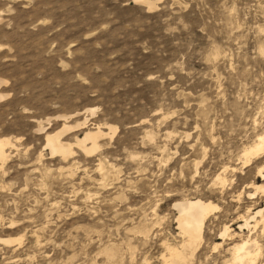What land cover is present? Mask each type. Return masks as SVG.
Returning a JSON list of instances; mask_svg holds the SVG:
<instances>
[{
    "label": "rangeland",
    "instance_id": "1",
    "mask_svg": "<svg viewBox=\"0 0 264 264\" xmlns=\"http://www.w3.org/2000/svg\"><path fill=\"white\" fill-rule=\"evenodd\" d=\"M152 1L0 0V264H234L245 240L264 263V156L243 158L264 132V0ZM194 198L218 206L197 246L175 208Z\"/></svg>",
    "mask_w": 264,
    "mask_h": 264
},
{
    "label": "bare ground",
    "instance_id": "2",
    "mask_svg": "<svg viewBox=\"0 0 264 264\" xmlns=\"http://www.w3.org/2000/svg\"><path fill=\"white\" fill-rule=\"evenodd\" d=\"M137 1L144 3L145 5H147V7L149 9H153L155 7V2H153L152 0H137ZM1 81H3V80L0 79V82ZM2 96L4 98V94L0 93V99ZM94 110L92 112H95ZM85 123H86V121L82 124H77L76 126H70L67 124V122H65L64 126L61 130L54 132V133H48L47 137H46V146L49 147V149L51 150V153H59L65 159H67L69 157V155H72L73 152H72L71 144L68 142H64L61 139V136L65 131H69L73 127L77 128L79 125H83ZM108 128L112 132V135H113V132H115L116 128H118V127L114 126V125H109ZM41 129L43 130L44 128L42 126H40V130ZM102 129L103 128L101 126H97V127L93 128V130H88L85 133L84 137H77L76 138V145L80 146L86 153H91V152L95 151L98 148V142H97L98 138L105 135V133ZM88 142L92 143L91 147L87 146ZM10 144H11V142L8 138H0V164H3L6 161V159L8 157V154L6 152V146H8ZM258 155L264 156V132L258 136L257 140L252 145L245 147V149L243 151V158L245 159V163L249 162L253 157H256ZM98 169H100V170L103 169L102 164H100L98 166ZM102 174L103 173H101V175ZM258 177H260V178L262 177L261 179L264 180V163H263L262 167L259 169ZM218 180L222 181L223 183L225 182V178H223L221 175L218 176ZM253 186H256V185H253ZM260 188L262 190H264V185H262V186L257 185L256 186L257 191ZM256 193H251L250 195L255 196ZM251 197L252 196H250V198ZM217 207L218 206L216 204H214L212 201L203 200L201 198L184 199V200L179 201L175 204V208L178 211V218H176V219L179 223L180 230L187 237V241H188V242H186L187 244L192 245L193 243H196V246H197V242H199V240L202 238V235L204 234L205 221H207L206 219H207L208 215L213 210H215ZM258 216H260V220L255 223L256 224L255 226H257L258 224L259 225L263 224V226H264V208L258 209L256 214L253 215L252 220L256 219V217H258ZM249 220L246 218L245 223H244V225H241V228L243 226L250 228V221ZM238 229H240V228H238ZM262 231H263V229H262ZM227 232H228V228L225 229L222 236H225L227 234ZM185 241H186V239H185ZM182 247L183 246H181V248ZM216 247H217V245H216ZM176 248H173V247L168 248L170 251V257L168 259H166L165 264H180L182 261L187 259L183 253V250H179L178 248L177 249ZM233 249H234V254H233L234 264H255L258 260V257H260L261 251L259 250V247L255 250L254 248L251 247V244L249 243V241H246V240L240 244L235 245L233 247ZM187 256H189V254ZM185 264H187V263H185Z\"/></svg>",
    "mask_w": 264,
    "mask_h": 264
}]
</instances>
